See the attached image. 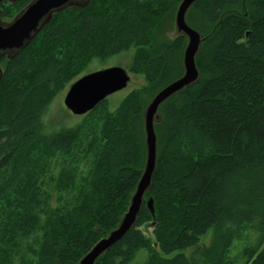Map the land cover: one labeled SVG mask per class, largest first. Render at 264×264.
<instances>
[{
	"label": "trees",
	"instance_id": "16d2710c",
	"mask_svg": "<svg viewBox=\"0 0 264 264\" xmlns=\"http://www.w3.org/2000/svg\"><path fill=\"white\" fill-rule=\"evenodd\" d=\"M30 1L1 4L3 19ZM181 1L91 0L56 13L14 59L0 60V264H18L30 237L38 244L26 264H78L118 225L143 172V93L152 97L183 72L187 37L168 39L161 28ZM187 20L205 36L201 77L161 106L146 194L155 217L145 200L136 226L96 264H239L237 241L247 242L246 264H264V0H198ZM131 47V71L149 87L49 131L54 97L93 58ZM58 156L65 164L51 172Z\"/></svg>",
	"mask_w": 264,
	"mask_h": 264
},
{
	"label": "water",
	"instance_id": "95a60500",
	"mask_svg": "<svg viewBox=\"0 0 264 264\" xmlns=\"http://www.w3.org/2000/svg\"><path fill=\"white\" fill-rule=\"evenodd\" d=\"M6 1L14 3L16 0H0V6ZM197 1L182 0L176 13V32L188 38L183 57L184 73L161 88L145 108L146 163L131 196L128 210L118 225L100 238L79 260L78 264H96L103 254L122 241L136 226L145 200L155 217L154 199L152 196L146 199V194L152 187L158 165L156 124L163 119L161 106L178 92L196 84L201 77L197 55L202 49L205 36L187 20V13ZM90 2L91 0H31L10 20L3 19V11L0 7V60L3 57L14 59L36 39L56 13L71 7L83 8ZM3 74V66L0 63V84ZM130 79L128 70L119 65L89 72L71 83L64 102L72 113L87 114L111 94L126 88ZM155 224L154 221L148 226Z\"/></svg>",
	"mask_w": 264,
	"mask_h": 264
},
{
	"label": "rangeland",
	"instance_id": "374dc122",
	"mask_svg": "<svg viewBox=\"0 0 264 264\" xmlns=\"http://www.w3.org/2000/svg\"><path fill=\"white\" fill-rule=\"evenodd\" d=\"M179 4L173 8V10H168L165 15L161 17V24L164 29L162 32L163 34H166L168 39H175L178 36V33L176 32V13L178 10ZM191 15V14H190ZM163 22V23H162ZM188 43V38H186V42L182 48V50L179 53V59L178 62L181 63L182 67V73H184V64H183V57H184V51ZM135 54V47H131L126 51H123L117 55L111 56L107 59H101L99 57L93 58L89 64L84 68V70L76 75L74 79L66 86L65 89L60 91L54 99L49 103L47 110L45 112V122L48 126L49 131H56L62 127H71V126H77L81 124L84 119L86 118V114L83 115H76L72 113L67 107L64 102L67 91L69 89V86L71 85L72 82L83 76L84 74H87L89 72H93L99 69L111 67L114 65H119L123 66L125 69L128 70L131 79L129 81V84L126 88L123 90L117 91L113 94H111L107 100L108 104L111 110H115L121 103V101L124 99V97L132 90H145L149 87V82L146 79V76L144 74H139V73H134L131 71V65L133 61V57ZM157 92V91H156ZM155 92V94H156ZM151 92L149 91H144L143 95L145 96V106L143 108V144H144V156H143V169L145 167L146 163V144H145V130H144V111L148 103L151 101L152 97L150 96ZM159 139V137H158ZM54 163H52V168L51 172H56L60 170L64 164H65V159L62 160L60 156L53 158ZM62 160V161H61ZM80 170V169H78ZM85 172H82L81 170L78 172V176H83L85 175ZM56 194L53 195V199H55ZM151 197V195L149 196ZM148 197V198H149ZM154 199V198H153ZM156 211V209H155ZM153 230L151 229L149 232V235H152ZM39 237V235L37 234ZM212 238V230L205 235L202 238L203 243L209 244ZM22 244L23 251L21 253H17L16 261L18 264H26L32 260L33 253L29 250L30 245H37L38 240L35 239L34 237H30L28 239H24ZM247 242L246 241H237L234 244V247L232 248L231 254L236 257L238 260L239 264H246V257L243 254V248ZM177 252L173 253L172 255H175ZM24 255L25 257H22L21 255ZM145 257V252L141 250L138 253V256L136 258V262L144 260ZM133 261V263L135 262Z\"/></svg>",
	"mask_w": 264,
	"mask_h": 264
}]
</instances>
